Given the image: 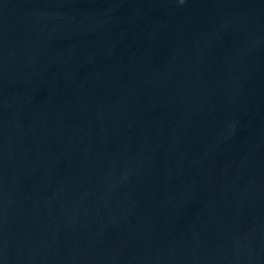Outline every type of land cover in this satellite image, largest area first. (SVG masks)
Here are the masks:
<instances>
[{
    "label": "water",
    "instance_id": "obj_1",
    "mask_svg": "<svg viewBox=\"0 0 264 264\" xmlns=\"http://www.w3.org/2000/svg\"><path fill=\"white\" fill-rule=\"evenodd\" d=\"M0 264H264V0H0Z\"/></svg>",
    "mask_w": 264,
    "mask_h": 264
}]
</instances>
